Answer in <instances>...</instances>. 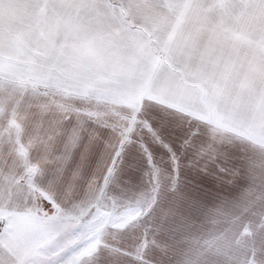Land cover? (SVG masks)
I'll use <instances>...</instances> for the list:
<instances>
[{
	"label": "snow or ice",
	"instance_id": "6c2138e0",
	"mask_svg": "<svg viewBox=\"0 0 264 264\" xmlns=\"http://www.w3.org/2000/svg\"><path fill=\"white\" fill-rule=\"evenodd\" d=\"M0 264H264V0H0Z\"/></svg>",
	"mask_w": 264,
	"mask_h": 264
}]
</instances>
